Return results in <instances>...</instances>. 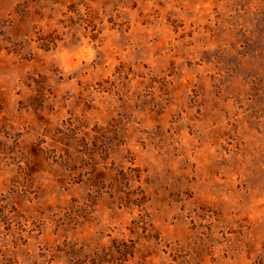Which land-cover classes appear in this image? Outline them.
Returning <instances> with one entry per match:
<instances>
[{"label":"rangeland","instance_id":"374dc122","mask_svg":"<svg viewBox=\"0 0 264 264\" xmlns=\"http://www.w3.org/2000/svg\"><path fill=\"white\" fill-rule=\"evenodd\" d=\"M0 264H264V0H0Z\"/></svg>","mask_w":264,"mask_h":264},{"label":"trees","instance_id":"16d2710c","mask_svg":"<svg viewBox=\"0 0 264 264\" xmlns=\"http://www.w3.org/2000/svg\"><path fill=\"white\" fill-rule=\"evenodd\" d=\"M124 246H126V244H123Z\"/></svg>","mask_w":264,"mask_h":264}]
</instances>
